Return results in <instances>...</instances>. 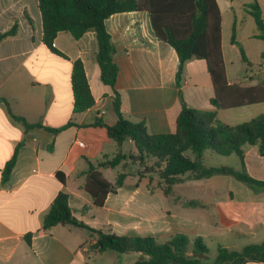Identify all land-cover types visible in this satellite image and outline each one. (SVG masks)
<instances>
[{
    "label": "crops",
    "instance_id": "crops-1",
    "mask_svg": "<svg viewBox=\"0 0 264 264\" xmlns=\"http://www.w3.org/2000/svg\"><path fill=\"white\" fill-rule=\"evenodd\" d=\"M253 1L217 0L225 66L227 44L229 56L256 67L244 80L231 81L226 66L229 83L246 88L264 85V42L256 37L255 20L245 10V5ZM256 1L264 18V0ZM105 24L116 48V90L127 120L144 122L150 134H169L176 132L184 105L215 110L218 119L225 111L233 110L211 105L215 92L205 60L186 63L181 86L178 85L179 57L173 47L158 40L148 12L118 13ZM15 25L17 33L0 41V97L8 100L15 115L30 124L60 128L72 120L76 125L58 134L43 128L26 130L0 103V264H87L93 262V256L107 253L90 252L87 243L95 238L87 229L63 225L43 229L44 216L60 192L69 195L70 207L79 221L120 236L161 239L157 235L162 233L168 236L165 239L183 234L191 241L197 237L220 241L224 235L263 240L264 188L250 187L231 176L194 180L186 175L166 196L157 175L142 176L138 165L127 159L116 167L100 168L111 183L123 171L128 177L122 187L109 193L103 207L95 206L85 189L90 165L98 167L119 153L135 152L132 141L119 147L106 127L95 125L100 122L114 126L118 120L114 89L102 82L96 61V33L89 31L75 39L70 32H59L54 47L66 56L60 57L42 41L39 0H0V33ZM234 28L246 61L238 44L232 41ZM78 60L83 62L95 105L74 114L71 76ZM260 106L264 103L241 108L255 111ZM257 112L248 121L264 114ZM16 148V166L9 182L3 184L4 166ZM244 151L247 173L264 181V157L258 147L246 145ZM241 167L240 163V168L235 169ZM58 172L65 175V184L58 179ZM190 201L199 204L189 207ZM147 225L150 236L140 230ZM79 231L89 233L84 241L77 240ZM27 234H32L31 244L25 240ZM105 257L106 262L112 261L111 256Z\"/></svg>",
    "mask_w": 264,
    "mask_h": 264
},
{
    "label": "trees",
    "instance_id": "trees-1",
    "mask_svg": "<svg viewBox=\"0 0 264 264\" xmlns=\"http://www.w3.org/2000/svg\"><path fill=\"white\" fill-rule=\"evenodd\" d=\"M39 8L43 23L42 41L55 55L66 57L54 47L59 32H70L75 39H80L89 31L96 33V61L102 82L114 89L113 102L118 120L114 126L100 122L95 125L106 127L109 137L119 147L127 141H132L135 147L133 154L119 153L111 160L100 162L98 167L90 165L85 189L95 206L103 207L109 193L122 187L128 177V173L123 171L117 181L111 183L100 168H113L127 159L138 165L142 176L157 175L166 196L186 175L194 180L226 175L250 187L264 188V181L254 179L247 173L244 151L246 145L257 146L259 154L264 157V114L247 122L228 125L218 119L215 110L193 109L184 105L177 119L175 133L150 134L144 122L127 120L121 110L122 100L116 90L119 76V68L114 60L116 48L105 22L111 16L124 12L149 13L158 40L173 47L179 57V86L186 63L201 59L207 63L214 86L215 96L211 100L213 107L227 110L264 103V85L246 88L228 81L222 49L221 11L217 0H39ZM245 10L255 20L258 30L256 37L264 42V18L259 2L255 0L245 5ZM233 31L232 41L238 44L243 60L246 61L244 48L236 42L235 28ZM16 33L15 25L8 32L0 33V41ZM261 57L264 61V51ZM71 82L73 112L84 113L95 105V98L81 60L73 64ZM0 103L7 106L12 118L22 123L26 130L43 128L58 134L76 125L72 120L60 128L47 127L41 123L30 124L25 118L12 112L8 100L0 97ZM207 150L225 157L238 156L242 164L241 170L229 166H204L202 159ZM17 160L18 148L4 166L3 184L11 179ZM57 177L62 183H66L62 172H58ZM198 204L196 201L188 202L189 207H196ZM58 225L87 229L95 238V243L89 247L93 254L108 251L120 255L138 254V259L133 264L264 262V241L247 245L241 251L219 245L216 257L211 259L210 249L202 237L191 241L186 235L176 234L162 240L155 237L120 236L90 228L74 216L69 195L65 192L57 195L43 220L45 231ZM31 238L32 234L25 236L28 244H31Z\"/></svg>",
    "mask_w": 264,
    "mask_h": 264
},
{
    "label": "rangeland",
    "instance_id": "rangeland-1",
    "mask_svg": "<svg viewBox=\"0 0 264 264\" xmlns=\"http://www.w3.org/2000/svg\"><path fill=\"white\" fill-rule=\"evenodd\" d=\"M226 51H227V72L228 77L231 81H237V80H244V78L247 75H250L251 71H256V67L252 64L251 66L249 63H245L242 61H237L235 58H233V55L229 56V46L226 44ZM254 109L251 108H237L233 110H228L222 113V115L219 117L220 121L231 124V125H237L239 123H243L245 121H248L255 115V113H258L257 111H264V106H260L257 108V110L253 111ZM191 155H193L191 153ZM194 156V155H193ZM202 163L204 166L209 167H218V166H231L234 168H240V158L236 155H231L229 157L218 155L217 153L213 151H205ZM112 174V173H111ZM108 177H111L108 174ZM142 232H147L150 236V226L147 225L146 227L141 226L140 229ZM147 230V231H146ZM89 233L87 231H79L77 235V240L83 239V241L87 238ZM152 235V234H151ZM157 237H160L162 240H164L167 235H164L162 233H158ZM223 239L215 240L212 238H205L204 242L210 249V258L214 259L217 255V249L219 245H224L228 247L231 250H238L241 251L244 247L247 245L253 244V243H261L263 240H259L258 238H244V239H238L235 236L232 235H224ZM93 245V244H91ZM89 245V247L91 246ZM133 255V256H131ZM117 254L114 252L108 251L104 256L97 255L93 256V264H133L134 260L138 256V254ZM105 256H111L112 261H105ZM116 256V257H114ZM135 256V257H134ZM138 259V257H137ZM120 260V261H119Z\"/></svg>",
    "mask_w": 264,
    "mask_h": 264
},
{
    "label": "built area",
    "instance_id": "built-area-1",
    "mask_svg": "<svg viewBox=\"0 0 264 264\" xmlns=\"http://www.w3.org/2000/svg\"><path fill=\"white\" fill-rule=\"evenodd\" d=\"M79 145H80V146H84V143H83V142H79ZM94 243H95L94 240H90V242L87 243V244H88V246H89V245L94 244Z\"/></svg>",
    "mask_w": 264,
    "mask_h": 264
}]
</instances>
